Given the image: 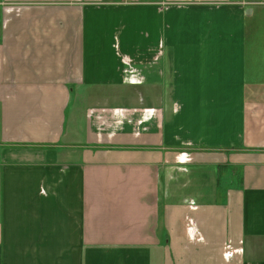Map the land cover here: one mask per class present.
Wrapping results in <instances>:
<instances>
[{"label":"crops","instance_id":"obj_1","mask_svg":"<svg viewBox=\"0 0 264 264\" xmlns=\"http://www.w3.org/2000/svg\"><path fill=\"white\" fill-rule=\"evenodd\" d=\"M0 264H264V0H0Z\"/></svg>","mask_w":264,"mask_h":264},{"label":"built area","instance_id":"obj_2","mask_svg":"<svg viewBox=\"0 0 264 264\" xmlns=\"http://www.w3.org/2000/svg\"><path fill=\"white\" fill-rule=\"evenodd\" d=\"M125 3H134L135 0H123Z\"/></svg>","mask_w":264,"mask_h":264}]
</instances>
